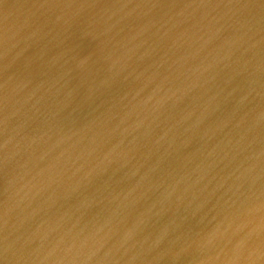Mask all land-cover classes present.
Returning a JSON list of instances; mask_svg holds the SVG:
<instances>
[{
  "label": "bare ground",
  "instance_id": "1",
  "mask_svg": "<svg viewBox=\"0 0 264 264\" xmlns=\"http://www.w3.org/2000/svg\"><path fill=\"white\" fill-rule=\"evenodd\" d=\"M94 1H98L96 5L98 6L103 0H91L90 3L86 0L73 2L69 0L64 7L61 0H37L31 6L34 9L35 6L41 5L42 9L53 10L52 14L58 19L55 18L44 28L52 30L56 27V31L61 29L63 34L68 32L75 34L65 52L68 54L77 52L89 58L86 63L90 67L98 65L111 54H122L119 57H123L121 64L126 70L127 60L130 61L128 64L135 65L143 63L147 57L154 56L150 59L151 67L145 66L147 62L144 63L145 68L154 72L153 87L145 93L152 102H142L143 109L140 101L134 103L130 101L128 104L125 100L128 92H131L134 98H141L144 96L145 88L138 82L131 85L125 82L117 85L120 92L115 95L122 101L119 113L127 114V111L133 108L127 116L130 125L121 117L117 118V115L105 113L100 119L88 108L85 110V125H98V137L106 135L105 138L95 140V145L89 143L88 138L80 140L81 147L93 150L96 158L99 157V161L104 163L98 165L100 168L105 166V169L98 171L100 174H97L96 178L123 184L117 182L104 187L103 183L95 181L88 185L89 187L69 186L68 192L71 194L68 198L90 213L88 216L91 218L86 221L73 220L72 216L76 217L77 212L72 211L57 218L55 222L74 233H79V228L84 227L94 235L96 242L105 240L102 236H107L109 232L116 237L124 234L132 236L134 238L131 239L132 245L139 248L140 252L151 250L150 253L160 264H264V249L259 245L260 239L264 240V174L257 173L258 165L253 161L254 157H250L247 162L239 159L242 155L245 157L252 153H243L249 146L230 119L232 116L223 102L225 94H219V90L208 93H201V90L199 98L196 89L192 90L183 82L186 73L191 79L200 74V68L187 60L191 56L194 58L199 54L200 57L205 55L208 61H214L222 53L236 54L230 45L233 42V35L239 31L240 26L232 29L227 25L235 14L240 17L249 14L244 5L246 0H206L200 4L198 15L194 6L188 4L186 0H166L172 9L163 14L161 6L158 10L150 11L145 1L128 6L125 0L115 14L121 22L119 28L123 29L120 30L123 34L120 39H115L112 34L105 35V30H110V27L105 23L103 16L98 17V20L92 17L94 22L86 19L88 16L86 11H89L90 6H84L87 3L91 5ZM153 5L158 4L155 2ZM129 9L130 13L125 15L124 11ZM133 9L136 11L133 12ZM60 15L62 17H59ZM197 16H200V20ZM161 21H170L176 26L167 28L168 38L158 35L156 41L158 43L153 44L152 38H148L152 36L149 29L157 23L162 24ZM187 24L204 30L207 54H204L205 47L202 48L201 45L186 47L174 42L177 36L184 34L186 30L184 25ZM49 33L47 36L51 38ZM30 34L27 37L28 41L24 42L21 30L14 31V38H19L14 46L18 48L17 54L28 60L24 63L18 60L13 66V69H17L21 74L29 73L36 65V58L43 53L39 47L44 46L33 47L30 43L34 44L38 40L41 42L45 36L34 30H31ZM103 37L107 42L102 39ZM138 37H144L145 42L139 44L130 41ZM86 48L101 49L94 50L91 55L81 53V50ZM109 49L112 52L109 53ZM130 50L139 51L136 60L130 58ZM258 52L259 48H249L247 55L255 56ZM43 55H46V51ZM77 58L78 56L75 60ZM79 64L86 67L80 61ZM124 73L121 72V75ZM98 78L106 83L112 76L101 73ZM46 79H49L48 76ZM232 99V94L229 93L227 104L233 108ZM101 107L108 108L106 105ZM19 108L23 112L36 114V118L28 120L30 122L26 126L27 136L33 139L40 138L35 144L42 143L48 135L47 123L41 121V113L34 104L27 106L19 104ZM178 111H184L186 114L184 118L175 120L173 115ZM188 116L197 117L190 125L200 132V148L195 147L196 143L192 140L184 142L182 137L185 128L183 124L187 123ZM3 117L0 118V123ZM4 121H7L6 118ZM195 123L200 125V128H197ZM139 125L142 126L143 133L138 132ZM148 127H159L160 135L149 134ZM186 144H189L191 149H188ZM64 158L67 159L66 164L70 162L78 165L82 162L70 150ZM101 158L106 160V164ZM86 161L88 164L82 165L86 170L90 169L87 172L98 167L97 161ZM251 162L253 163L250 165ZM4 164L6 162L2 161L0 166L3 167ZM199 168L200 200H194L189 208L185 199H188L191 192L180 189L178 184L188 173ZM109 171H117L119 174L133 172L129 176L118 178L115 176L112 179L109 177ZM175 184L177 189L173 187ZM61 191L62 187L56 185L44 189L38 196L31 193L33 200L29 195L23 197L20 201L25 206L27 204L31 206L29 215L31 218L26 221L24 217V221H20L22 227L14 229V233L25 238L32 235L35 226H38L37 223L46 219L47 215L49 219L64 215L65 211L56 206V196ZM195 213L199 219L194 217ZM9 226L13 227L8 221H2L0 231L6 230L11 234ZM102 231L105 234L100 235ZM136 232L144 234L145 238H137ZM82 243L76 251H81L84 247ZM87 244L91 245L88 242ZM154 247L157 251L153 253ZM50 248L46 247L47 250ZM259 256L263 257L262 261ZM87 259L80 257L79 263L81 260L89 263Z\"/></svg>",
  "mask_w": 264,
  "mask_h": 264
},
{
  "label": "water",
  "instance_id": "2",
  "mask_svg": "<svg viewBox=\"0 0 264 264\" xmlns=\"http://www.w3.org/2000/svg\"><path fill=\"white\" fill-rule=\"evenodd\" d=\"M71 1L73 2V0ZM86 1L91 2V0ZM124 1L103 0L98 6H96L98 1H94L91 5L87 3L84 7L90 6V9L86 11L88 14L86 19L94 22V19L98 20V17L103 16L105 23L110 27V30H105V35L112 34L115 39H120L123 37L120 30L123 29L119 28L121 22L115 14ZM142 1H145L147 9L150 8V11L158 10L159 6H161L162 14L172 9L166 0H126L125 4L134 6ZM205 1L186 0L188 4L194 6L193 8L198 12L196 15L200 13V4ZM36 2L37 0H0V118L4 115L0 123V163L6 162L3 167L0 166V223L5 220L13 225V227L9 226V229L12 230L11 234H8L6 230L0 231V264H80L81 262L82 264H160L150 253L151 250L140 252L139 248L134 247L132 236L124 234L121 237H116L109 232L107 236H102L105 240L96 242L94 235L84 227L79 228V233H74L67 231L66 227L57 225L58 223L55 222L57 218L66 216L72 211L77 212L76 217L72 216L73 220L86 221L91 218L88 216L90 213L82 209L73 199L68 198L71 194L68 192L69 186L89 187L88 185L96 181L103 183L104 187H109L118 182L96 178L97 174H100L98 171L105 169V166L100 168L98 165L104 163L99 161V157L96 158L93 150L81 147L80 140L88 138V142L95 145V140L105 138L106 135L98 137V125H85L84 112L88 108L100 119L104 117L105 113L114 114L130 125L127 116L133 108L129 109L127 114L119 113L122 101L118 100L115 95L120 92L117 85L125 82L131 85L138 82L145 88L144 96L141 98H134L132 93L128 92L125 95L128 104L130 101L133 103L140 101L141 109H143L142 102H152L145 96V93L153 87L154 72L145 68L144 63L147 62L145 66L151 67L150 59H153L154 56L147 57L143 63L135 65L128 64L130 61L127 60L126 70L121 64L123 57H119L122 54H111L98 65L90 67L86 63L89 58L77 52H71V54L65 52L75 34L71 32L63 34L61 29L56 31V27H53L52 30L44 28L58 17L52 14V9L51 11L42 9L41 5L35 6L33 9L31 4ZM68 2L69 0H61V5L63 3L64 7ZM155 2L158 5H153ZM244 5H246L249 14L241 17L235 14L229 19L230 24L227 25L232 29L240 26L239 31L233 35V42L230 45V47L233 46L236 54L222 53L214 61H208L205 55L200 57L199 54L194 58L191 56L187 60L193 66L200 68V74L191 79L186 73L183 76V82L192 90L195 88L199 98L201 90V93L219 90V94H225L223 102L228 113L232 116L230 119L233 120L235 129L245 138L243 139L249 146L243 153H252L250 156L242 155L239 159L247 162L250 157H254L253 161H256L258 165L257 173L264 174V0H246ZM130 10L124 11L125 15L130 13ZM135 11L133 9V12ZM197 17L200 20V16ZM242 23L244 25H241ZM175 26L176 24L170 21H163L162 24L157 23L149 29L152 36H148V38H152L153 44L158 43L156 42L158 35L167 37V28ZM184 26H186L184 34L181 35L182 37L177 36L174 42L186 47L195 45L200 47L201 45L202 48L205 47L204 54H207L204 30L200 27L194 28L193 24ZM16 29L21 30L24 42L28 41L27 37L31 35V30L45 36L41 42L38 40L34 44L30 43L33 47H44H39L43 53L36 58L38 63L35 62L34 68H31L26 74H21L17 69H13L18 60L22 63L28 61L20 57L17 54L18 48L14 47L19 39L14 38ZM244 30V34L247 35L243 34ZM48 33L50 37L52 36L51 38H48ZM91 38L96 39L95 37ZM102 39L104 40V37ZM130 41L140 44V42H145V38L138 37ZM102 44L106 46L104 43ZM81 46L84 45L81 44ZM249 48H259V52L255 56H248ZM42 49H45L46 55H43L45 51ZM96 49L100 50L101 48H86L81 50V53L91 55ZM117 50L122 51V49ZM108 52L112 51L109 49ZM129 52L132 60H136L139 56V51L130 50ZM76 56H78L77 60H75ZM79 61L86 67H82ZM58 68H60L59 71ZM121 72L125 73L121 75ZM101 73L112 76V79L107 80L106 83L101 82L98 78ZM46 76L49 79H46ZM11 80L14 81L11 82ZM127 91L125 90V92ZM229 93L233 97L231 102L233 108L227 104ZM19 104L25 106L34 104L41 113V121L47 123L48 137L42 143L35 144L36 140L40 138L33 139L27 136L26 126L30 122L28 120L36 118V114L28 113L29 111L23 112L19 108ZM101 105H106L108 108L103 109ZM18 113L21 114L18 115ZM185 114L184 111H178L174 113L173 118L175 120L184 118ZM5 118L7 121H4ZM196 118L187 117V123L183 124L185 128L182 137L184 142L192 140L196 143L195 147L200 148V132L190 125ZM195 125L200 128L197 123ZM148 128L149 134L160 135L159 127ZM138 132H144L141 125H139ZM185 146L191 149L189 144ZM255 148L256 152H254ZM68 150L79 157L82 162L78 165L70 164V162L66 164L67 159L64 156L67 155ZM259 156L262 158H256ZM101 159L106 164V160ZM86 160L97 161L96 166L98 167L94 171L87 172L90 169L86 170L82 165L88 164ZM31 172H35V174ZM132 172L119 174L117 171H109V177L113 179L115 176L117 178L129 176ZM74 179L79 182L73 181ZM118 184L123 183L118 182ZM56 185L62 187L61 193L56 196V206L65 211V214L51 219L47 215L46 219L37 223L38 226H35L32 235L25 238L15 234L14 229L21 226L20 221H24V217L26 221L31 218L29 216L31 215V206L29 204L25 206L20 200L27 195L33 200L31 193L38 196L44 189ZM178 185L180 189L191 192L188 199H185L190 208L194 200H200V168L188 173ZM173 187L177 189L176 184ZM194 217L199 219L196 213ZM102 234L105 232H100V235ZM136 237L143 239L145 235L136 232ZM81 242L84 247L80 252L76 251L81 246ZM87 242L91 245H88ZM259 245L264 249L263 239H260ZM46 247L51 248L47 250ZM152 251L154 253L157 248L154 247ZM81 254L83 255L81 256ZM80 257L82 259L87 257L89 263L82 260L79 263ZM259 258L263 259L262 256Z\"/></svg>",
  "mask_w": 264,
  "mask_h": 264
}]
</instances>
